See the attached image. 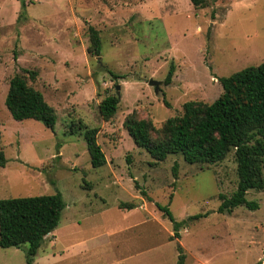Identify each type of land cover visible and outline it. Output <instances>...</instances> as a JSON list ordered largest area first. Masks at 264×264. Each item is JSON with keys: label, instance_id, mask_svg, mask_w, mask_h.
I'll list each match as a JSON object with an SVG mask.
<instances>
[{"label": "rangeland", "instance_id": "obj_1", "mask_svg": "<svg viewBox=\"0 0 264 264\" xmlns=\"http://www.w3.org/2000/svg\"><path fill=\"white\" fill-rule=\"evenodd\" d=\"M89 27L99 57L87 53ZM262 62L264 0H207L202 9L190 0H0V200L59 193L65 204L32 264H176L177 245L185 264H264V188L246 195L257 210L217 212L219 195L237 187L234 150L211 166L181 156L154 165L123 126L134 114L160 129L186 102L213 103L220 79ZM16 75L53 108V129L12 119L5 99ZM149 80L161 83L157 94ZM117 92L116 115L104 121L98 105ZM90 129L106 159L98 169ZM260 167L264 180V158ZM157 205L186 222L180 239ZM27 249L0 248V264H27ZM133 249L134 258L116 255Z\"/></svg>", "mask_w": 264, "mask_h": 264}, {"label": "trees", "instance_id": "obj_2", "mask_svg": "<svg viewBox=\"0 0 264 264\" xmlns=\"http://www.w3.org/2000/svg\"><path fill=\"white\" fill-rule=\"evenodd\" d=\"M190 2L196 9L207 5V0ZM88 36L90 44L87 53L99 57L101 41L98 32L89 27ZM28 74L34 79V73ZM109 74L114 79L124 78L110 71ZM171 75L170 69L165 85L170 84ZM218 82L222 93L213 103L186 102L182 106V113L167 119L160 129H155L149 120L138 119L134 114L126 117L123 126L134 144L149 154L154 165L165 162L169 156H181L186 164L211 166L224 160L234 150L237 187L230 197L219 195L221 204L217 212L229 214L238 207L255 211L258 205L248 201L246 195L250 190L264 188L260 167L264 158V62ZM119 102L117 94L103 98L98 105L101 119L110 121L114 118ZM5 106L14 121L33 120L42 123L47 129H53L56 124L53 108L45 102L39 91L28 86L22 76L16 75L9 81ZM96 135V129L84 133L94 169L106 164ZM5 164L4 154L0 152V167H5ZM174 170H177L176 164ZM142 195L145 193L142 192ZM64 208L59 193L0 200V248L28 245L26 262L32 264L44 238L57 228ZM124 208L132 210L134 206L129 204ZM157 208L171 223L174 239H180L178 232L186 222H176L168 207L157 205ZM205 216L195 215L189 220H199ZM176 250V264H185L181 246L177 245Z\"/></svg>", "mask_w": 264, "mask_h": 264}, {"label": "water", "instance_id": "obj_3", "mask_svg": "<svg viewBox=\"0 0 264 264\" xmlns=\"http://www.w3.org/2000/svg\"><path fill=\"white\" fill-rule=\"evenodd\" d=\"M160 85H161L160 82H156V81H153V80H149V81H148V86L154 88V93H155V94L158 93V90H159V86H160ZM116 90H117V91L119 90V87H118V86L116 87ZM117 96L119 97V93H118V92H117Z\"/></svg>", "mask_w": 264, "mask_h": 264}, {"label": "crops", "instance_id": "obj_4", "mask_svg": "<svg viewBox=\"0 0 264 264\" xmlns=\"http://www.w3.org/2000/svg\"><path fill=\"white\" fill-rule=\"evenodd\" d=\"M132 210H133V209H132ZM129 211H130V210H129ZM135 225H136V224H135ZM135 225H134V226H135ZM134 226H133L132 228H134ZM56 229H57V228H56ZM56 229H55V230H56ZM55 230H54L52 233L56 232ZM130 230H131V229H130ZM130 230H127L126 232H129ZM113 236H117V235H113ZM122 246H123V245H122ZM74 247H75V246H74ZM118 247L120 248L121 246L119 245ZM72 248H73V246H72ZM119 248H118V249H119ZM70 249H71V248H70ZM115 249H116V248H115ZM120 249H121V248H120ZM114 251H115V250H114ZM118 251H119V250H118ZM134 251H135V250L133 249L132 251H129L128 253H125V254H124V253H123V254H122V253H118V254H116V255H117L118 257L121 256V255H126V256L128 257V258H126V259H130V256H133V255H134ZM115 253H116V252H115ZM133 258H134V256H133ZM119 259H120V258H119ZM123 259H125V258H123Z\"/></svg>", "mask_w": 264, "mask_h": 264}]
</instances>
